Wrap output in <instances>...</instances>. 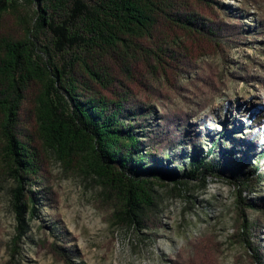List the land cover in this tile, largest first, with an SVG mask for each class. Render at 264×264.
I'll return each instance as SVG.
<instances>
[{
    "label": "trees",
    "instance_id": "1",
    "mask_svg": "<svg viewBox=\"0 0 264 264\" xmlns=\"http://www.w3.org/2000/svg\"><path fill=\"white\" fill-rule=\"evenodd\" d=\"M246 12L219 0H0V164L16 222L7 264H16L40 210L57 203L53 160L95 181L114 222L134 228L152 227L156 182L205 189L208 178L223 180L236 190L239 215L229 239L264 264L261 166L227 160L218 140L204 156L195 152L203 142L195 127L213 101L208 90L190 112L170 105L177 81L201 60L244 45L252 35ZM7 18L17 25H3ZM244 65L237 74H248ZM61 242L45 247L76 264V248ZM214 258L201 249L191 263Z\"/></svg>",
    "mask_w": 264,
    "mask_h": 264
},
{
    "label": "rangeland",
    "instance_id": "2",
    "mask_svg": "<svg viewBox=\"0 0 264 264\" xmlns=\"http://www.w3.org/2000/svg\"><path fill=\"white\" fill-rule=\"evenodd\" d=\"M219 1L234 9L245 5V23L252 35L227 54L201 60L198 70L177 81L170 105L190 112L199 107L193 99L208 90L206 98L213 101L201 112L202 122L195 127L203 135L195 152L204 156L218 140L227 160L241 163L244 158L250 164L259 163L264 174V0ZM22 9L29 14L28 6ZM7 22L3 25L15 26L18 20L7 18ZM241 63L248 74L236 73ZM215 84L221 91L215 92ZM199 120L192 122L197 125ZM250 138L253 141L246 148L239 145V139L246 143ZM50 170L57 203L42 208L33 220L16 264H65L45 247L64 246L62 238L68 242L65 246L76 248V264H192V260L198 263L201 249L212 252L216 264H253L247 249L229 239L239 215L236 190L223 180L208 178L205 189L198 181L179 188L156 182L152 227L134 228L114 222L111 207L103 204L100 188L90 177L65 172L54 160ZM9 187L8 170L0 164V264L10 260L16 235ZM258 190L264 195V184Z\"/></svg>",
    "mask_w": 264,
    "mask_h": 264
}]
</instances>
